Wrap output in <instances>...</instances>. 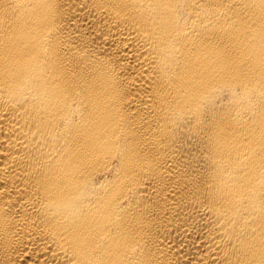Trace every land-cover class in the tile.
Here are the masks:
<instances>
[{
  "label": "bare ground",
  "instance_id": "6f19581e",
  "mask_svg": "<svg viewBox=\"0 0 264 264\" xmlns=\"http://www.w3.org/2000/svg\"><path fill=\"white\" fill-rule=\"evenodd\" d=\"M0 264H264V0H0Z\"/></svg>",
  "mask_w": 264,
  "mask_h": 264
}]
</instances>
